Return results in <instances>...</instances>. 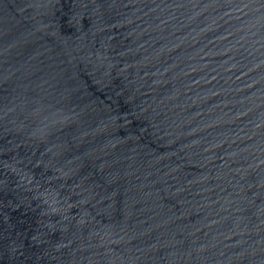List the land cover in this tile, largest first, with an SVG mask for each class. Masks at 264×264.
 Returning a JSON list of instances; mask_svg holds the SVG:
<instances>
[{
	"label": "water",
	"instance_id": "1",
	"mask_svg": "<svg viewBox=\"0 0 264 264\" xmlns=\"http://www.w3.org/2000/svg\"><path fill=\"white\" fill-rule=\"evenodd\" d=\"M0 264H264V0H0Z\"/></svg>",
	"mask_w": 264,
	"mask_h": 264
}]
</instances>
